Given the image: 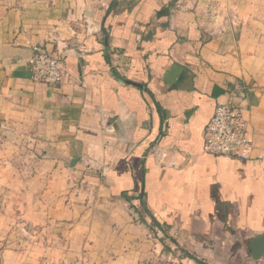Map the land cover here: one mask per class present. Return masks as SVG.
<instances>
[{
    "label": "crops",
    "instance_id": "crops-1",
    "mask_svg": "<svg viewBox=\"0 0 264 264\" xmlns=\"http://www.w3.org/2000/svg\"><path fill=\"white\" fill-rule=\"evenodd\" d=\"M34 45L64 62L58 86L31 81ZM225 102L245 160L203 150ZM0 139L48 167L0 187L24 218L30 192L67 202L56 255L8 242L0 264H264V0H0Z\"/></svg>",
    "mask_w": 264,
    "mask_h": 264
},
{
    "label": "rangeland",
    "instance_id": "rangeland-1",
    "mask_svg": "<svg viewBox=\"0 0 264 264\" xmlns=\"http://www.w3.org/2000/svg\"><path fill=\"white\" fill-rule=\"evenodd\" d=\"M47 171L48 167L38 166L34 158H27L17 146L7 144L3 147L0 141V173L8 177V182L0 181L2 189L16 194L19 190L31 191L34 183L30 182V177L45 175ZM43 184L45 189L47 183ZM14 193L0 195V252L9 242L10 248L25 247L24 251L31 260L48 261L60 250V242L66 235L65 222L59 217L67 202L62 197L45 193L38 198L30 192L22 199L27 206L24 218L18 209L19 197Z\"/></svg>",
    "mask_w": 264,
    "mask_h": 264
},
{
    "label": "built area",
    "instance_id": "built-area-1",
    "mask_svg": "<svg viewBox=\"0 0 264 264\" xmlns=\"http://www.w3.org/2000/svg\"><path fill=\"white\" fill-rule=\"evenodd\" d=\"M31 53L27 65L31 81L48 87L58 86L66 73L62 59L55 56L43 45L32 46ZM238 98L243 101L245 95L241 93ZM247 125L240 102L218 104L204 130V152L240 160L247 159L248 153L254 147ZM169 250L173 252L176 247L170 246ZM138 264L177 263L162 254H156L155 257L140 261Z\"/></svg>",
    "mask_w": 264,
    "mask_h": 264
},
{
    "label": "water",
    "instance_id": "water-1",
    "mask_svg": "<svg viewBox=\"0 0 264 264\" xmlns=\"http://www.w3.org/2000/svg\"><path fill=\"white\" fill-rule=\"evenodd\" d=\"M74 161L72 162V164ZM72 166V165H71ZM264 253V234L251 239L250 241V257L258 260Z\"/></svg>",
    "mask_w": 264,
    "mask_h": 264
}]
</instances>
